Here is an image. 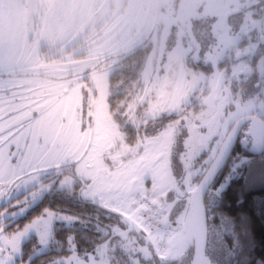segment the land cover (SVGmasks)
I'll list each match as a JSON object with an SVG mask.
<instances>
[{"label": "snow or ice", "instance_id": "obj_1", "mask_svg": "<svg viewBox=\"0 0 264 264\" xmlns=\"http://www.w3.org/2000/svg\"><path fill=\"white\" fill-rule=\"evenodd\" d=\"M258 188L264 0H0V264H264Z\"/></svg>", "mask_w": 264, "mask_h": 264}, {"label": "trees", "instance_id": "obj_2", "mask_svg": "<svg viewBox=\"0 0 264 264\" xmlns=\"http://www.w3.org/2000/svg\"><path fill=\"white\" fill-rule=\"evenodd\" d=\"M261 195H264V192H261L258 188L249 200H259ZM225 211H228V209L226 208ZM34 214V211L30 210V213L26 214L19 222L21 224L25 223V221H28ZM232 214L234 215L235 213L233 212ZM251 229L254 235V256L256 259H259L261 255H264V219L260 217L258 212L251 218Z\"/></svg>", "mask_w": 264, "mask_h": 264}, {"label": "rangeland", "instance_id": "obj_3", "mask_svg": "<svg viewBox=\"0 0 264 264\" xmlns=\"http://www.w3.org/2000/svg\"><path fill=\"white\" fill-rule=\"evenodd\" d=\"M180 2L181 0H177V12H179V8H180ZM205 2H207V0H205ZM210 11V10H209ZM28 221H25V223H27Z\"/></svg>", "mask_w": 264, "mask_h": 264}, {"label": "water", "instance_id": "obj_4", "mask_svg": "<svg viewBox=\"0 0 264 264\" xmlns=\"http://www.w3.org/2000/svg\"><path fill=\"white\" fill-rule=\"evenodd\" d=\"M24 217H25V216H24ZM24 217H18L17 219H18V220H21V219L24 218Z\"/></svg>", "mask_w": 264, "mask_h": 264}]
</instances>
